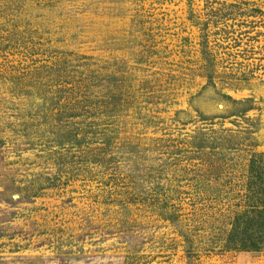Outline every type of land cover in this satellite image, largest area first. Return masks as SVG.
Listing matches in <instances>:
<instances>
[{
	"label": "rangeland",
	"instance_id": "obj_1",
	"mask_svg": "<svg viewBox=\"0 0 264 264\" xmlns=\"http://www.w3.org/2000/svg\"><path fill=\"white\" fill-rule=\"evenodd\" d=\"M259 155L264 0H0V264H264Z\"/></svg>",
	"mask_w": 264,
	"mask_h": 264
},
{
	"label": "trees",
	"instance_id": "obj_2",
	"mask_svg": "<svg viewBox=\"0 0 264 264\" xmlns=\"http://www.w3.org/2000/svg\"><path fill=\"white\" fill-rule=\"evenodd\" d=\"M254 10L260 12L259 8ZM250 173L251 206L232 223L229 245L240 250L260 252L264 248V155L255 157Z\"/></svg>",
	"mask_w": 264,
	"mask_h": 264
}]
</instances>
